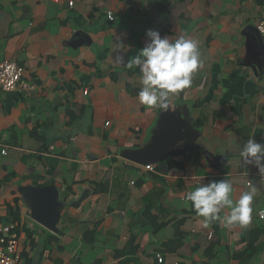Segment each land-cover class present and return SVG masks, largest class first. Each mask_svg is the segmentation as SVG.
Returning a JSON list of instances; mask_svg holds the SVG:
<instances>
[{
	"label": "crops",
	"instance_id": "crops-1",
	"mask_svg": "<svg viewBox=\"0 0 264 264\" xmlns=\"http://www.w3.org/2000/svg\"><path fill=\"white\" fill-rule=\"evenodd\" d=\"M263 5L0 0V61L22 65L32 87L0 92V224L17 223L22 264H119L127 257L156 264L157 255L159 264H241L250 233L264 231V175L240 156L249 139L264 144V39L256 31ZM148 30L197 42L202 67L169 103L200 136L190 157L133 174L120 154L149 141L161 111L138 101L141 74L125 66L145 47ZM204 150L225 158L222 170L209 168ZM221 179L232 184L233 200L255 189L246 227L220 220L211 227L191 211L187 193ZM45 186L57 192L55 234L32 219L22 195ZM147 197L159 231L139 215ZM130 240L132 252H125ZM255 246L245 264H264V233Z\"/></svg>",
	"mask_w": 264,
	"mask_h": 264
},
{
	"label": "clouds",
	"instance_id": "clouds-1",
	"mask_svg": "<svg viewBox=\"0 0 264 264\" xmlns=\"http://www.w3.org/2000/svg\"><path fill=\"white\" fill-rule=\"evenodd\" d=\"M148 42L125 65L137 68L141 74L142 88L138 101L146 107L159 106L167 109L169 97L177 95L192 85L193 74L202 67L201 53L194 39L180 36L176 39L161 37L155 30L146 32ZM116 62L123 64V57ZM245 165H254L264 175V144L249 139L240 152ZM233 186L227 179L213 180L187 193L185 199L192 205L206 225L222 221L225 227H246L251 222L252 202L255 189L242 192L233 200ZM228 209L221 217L222 210Z\"/></svg>",
	"mask_w": 264,
	"mask_h": 264
},
{
	"label": "water",
	"instance_id": "water-1",
	"mask_svg": "<svg viewBox=\"0 0 264 264\" xmlns=\"http://www.w3.org/2000/svg\"><path fill=\"white\" fill-rule=\"evenodd\" d=\"M89 43V41H86ZM200 134L182 116L178 110H173L169 101L167 109L161 108L160 114L152 130L149 141L141 148L124 150L120 156L131 163L129 168L139 170L141 167L156 166L166 158L190 157L198 148L197 140ZM202 155L209 168L222 170L225 158L215 157L211 152L203 151ZM32 209V219L51 233H58L56 223L57 192L54 186L29 188L22 191Z\"/></svg>",
	"mask_w": 264,
	"mask_h": 264
},
{
	"label": "built area",
	"instance_id": "built-area-1",
	"mask_svg": "<svg viewBox=\"0 0 264 264\" xmlns=\"http://www.w3.org/2000/svg\"><path fill=\"white\" fill-rule=\"evenodd\" d=\"M68 5L72 7L73 2H69ZM106 14L108 20L112 21L114 19L111 12L107 11ZM256 31L264 39V5L261 7ZM23 76L24 68L16 61H0V92L17 93L30 90L32 87L23 80ZM2 154H6L5 150L2 151ZM143 168L148 172H155L152 166ZM131 185H133V182H131ZM258 218L264 221V209L258 211ZM17 228L18 225L14 222L0 224V264H22ZM156 260L158 263H161V256L157 255Z\"/></svg>",
	"mask_w": 264,
	"mask_h": 264
},
{
	"label": "trees",
	"instance_id": "trees-1",
	"mask_svg": "<svg viewBox=\"0 0 264 264\" xmlns=\"http://www.w3.org/2000/svg\"><path fill=\"white\" fill-rule=\"evenodd\" d=\"M131 172H132L133 174H136V172L133 171V170H131ZM142 182H143V180H142V178H140L138 184H140V183H142ZM152 206H153V202L150 201L149 197H147V199H145V207H144L143 210H141V212L139 213V215H141L142 217L145 216V218L149 219L150 222H151V221L154 222V223H155V228H156V230L159 231V230L162 228L163 224H161V223L158 224V223H157V218H155V217H153V216L150 215V213H149V209H150ZM191 208H192V205H191ZM191 211H193V208H192ZM142 217H141V218H142ZM212 223L214 224V222H212ZM212 223H211V227H213ZM262 233H264V231H262V232H261V231H252V232L250 233V240H249V243H248V245H247L245 251L243 252V254L240 255V263H241V264H245L246 261H248L250 258H252V257L257 253V247L255 246V244L257 243V241H258V239H259V236H260V234H262ZM128 244H129V247H128V249H127L125 252H130V251L132 252V250H130V246H131V244H132V241L130 240ZM125 252H124V253H125ZM124 253H119V255L121 256V255H123ZM119 255H118V256H119ZM131 262L134 263V260H133L132 258H130V257H127V258L122 259V260L119 262V264H130ZM156 264H159V263L157 262V260H156Z\"/></svg>",
	"mask_w": 264,
	"mask_h": 264
}]
</instances>
